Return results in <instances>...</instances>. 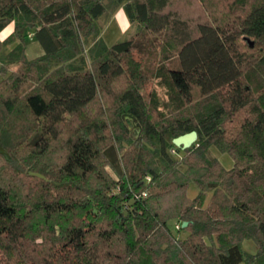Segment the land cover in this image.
I'll return each mask as SVG.
<instances>
[{
    "label": "trees",
    "instance_id": "trees-1",
    "mask_svg": "<svg viewBox=\"0 0 264 264\" xmlns=\"http://www.w3.org/2000/svg\"><path fill=\"white\" fill-rule=\"evenodd\" d=\"M218 2L220 17L191 25L172 0H0V33L13 24L0 39V160L33 181L26 200L0 184V264H264V0ZM118 8L131 33L108 46L98 20ZM27 38L41 56L27 58ZM161 52L166 99L147 100L134 55ZM98 97L116 103L120 135L105 121L63 126ZM193 130L189 148L172 143Z\"/></svg>",
    "mask_w": 264,
    "mask_h": 264
},
{
    "label": "rangeland",
    "instance_id": "rangeland-1",
    "mask_svg": "<svg viewBox=\"0 0 264 264\" xmlns=\"http://www.w3.org/2000/svg\"><path fill=\"white\" fill-rule=\"evenodd\" d=\"M204 1L206 2V4L204 2L200 3L199 0H172L170 8L172 11L174 10L178 12L183 18L191 22V25H195L199 21L211 20L214 17L213 15H217L218 17H220L221 13H219L218 11L220 10V4L218 0H204ZM108 15L109 14L107 13L102 17H100L98 23L101 28V36L103 40L108 46H111L112 44L118 41H122L126 39L131 33V28H130V23L128 22L125 14H123L124 18H120L117 14L112 16L110 15L108 16ZM12 29H13V24L9 25L6 29H4L0 33V39L2 41L6 40L8 36L11 34ZM139 39L140 36L137 39L140 42ZM26 45H27L26 55L28 59H33L42 55L43 53L42 49L40 48L37 41L27 38ZM241 45L243 46L244 50H248L246 43H242ZM12 46L13 43L7 45L4 48V51H8ZM257 50L258 47L253 50V53H256ZM162 54L163 52L159 54V57L155 56V54L143 55V56L138 54L134 55L135 59L141 61V67H144V73L145 74L147 73V79L146 82L143 84V88H142V93L147 100H149L150 96L152 95H156V97L161 101L166 99L165 98L166 88L162 84H160L159 79L153 76L155 70L159 65V59ZM155 58L157 60H154ZM123 87H125V79L118 80L114 83V91H119ZM200 98H201L200 94L196 92L194 95L195 103L197 104L200 103L202 101V99ZM115 109H116V103L112 100V98L98 97L97 101H94L87 108L84 115L81 116L80 118L81 121L79 120L78 122H76L74 121L76 119H72L68 123L66 122L65 124H63V126L66 128L70 124L69 126L75 129L79 123H80L79 125H81L83 122L86 121H93V120L105 121V123L109 125L108 126L109 134H112V132L114 133L116 132V134L120 135V131L118 130L119 127L116 124L117 119L119 118L115 114ZM160 111L161 112L163 111L162 108L159 111H155L152 109V111L150 112L151 119L154 121L156 119H162ZM163 114L167 116L168 112L165 110ZM124 123L133 136L139 135L138 134L139 130L136 127L137 122L133 123L129 118H125ZM56 150L57 147L55 148V152L59 151ZM58 153L61 156L63 155L61 152ZM209 153L212 157H215L219 161V163L224 169L230 170L233 168L234 161L229 153L222 152L218 150L215 146H210ZM56 160H57L56 155H54L51 160H48V162L50 161L51 163V165H49V168L52 171H55V169L57 168ZM13 161L16 163L18 168L23 169V167L21 168L20 161H17L15 158ZM11 166H9V164L3 163L0 160V184H3L5 187H10L15 192H20L19 198L22 200H26L25 197L28 196L29 186L32 184L33 181L29 180L23 173L14 171L13 164ZM110 172L112 175L115 176V173L112 170H110ZM32 173L33 172H28L27 174L36 176ZM197 194H198V189L196 185L194 183H190L186 191L187 197L189 199H193L197 196ZM210 198H211V193H207L204 200V206H207V204L210 201ZM173 232L176 234L174 230ZM178 237L184 238L186 237V234L180 233L178 234ZM241 246L245 251L249 253H254L256 251V247L251 240L242 241Z\"/></svg>",
    "mask_w": 264,
    "mask_h": 264
},
{
    "label": "water",
    "instance_id": "water-1",
    "mask_svg": "<svg viewBox=\"0 0 264 264\" xmlns=\"http://www.w3.org/2000/svg\"><path fill=\"white\" fill-rule=\"evenodd\" d=\"M125 118H129L133 123H136V118L132 117V116H129V115H125L124 116V119ZM136 127L138 128L139 132H140V124L139 123H136ZM197 132L196 131H190L188 133H185V134H182V135H179L175 138L172 139V143L176 146V147H179L181 148L182 150H185L187 148H189L196 140H197ZM40 178H42L43 176L41 174H38V173H32ZM187 223L186 222H183L182 226H186Z\"/></svg>",
    "mask_w": 264,
    "mask_h": 264
},
{
    "label": "crops",
    "instance_id": "crops-1",
    "mask_svg": "<svg viewBox=\"0 0 264 264\" xmlns=\"http://www.w3.org/2000/svg\"><path fill=\"white\" fill-rule=\"evenodd\" d=\"M115 14H117L120 18H124V15L123 14H125L124 13V11H123V9L122 8H118V9H116L113 13H110L109 15L110 16H112V15H115ZM108 15V16H109ZM126 15V14H125ZM108 18V17H107ZM127 20H128V18H127ZM128 22H129V20H128ZM11 25V24H10ZM9 26V25H8Z\"/></svg>",
    "mask_w": 264,
    "mask_h": 264
}]
</instances>
